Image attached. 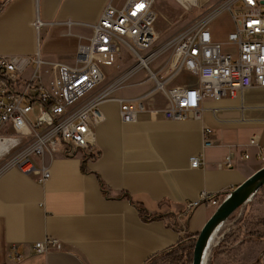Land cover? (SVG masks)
Segmentation results:
<instances>
[{
  "label": "crops",
  "instance_id": "0c3cea01",
  "mask_svg": "<svg viewBox=\"0 0 264 264\" xmlns=\"http://www.w3.org/2000/svg\"><path fill=\"white\" fill-rule=\"evenodd\" d=\"M38 1L47 3L2 2L0 54L39 53L43 61L75 63L79 43L92 36L104 8L91 24L58 20L61 11L44 20L37 12ZM74 2L83 4L65 0L64 5ZM58 25L65 30L58 33ZM8 27L21 28L16 31L23 36L20 45H13ZM86 27L87 33L82 30ZM100 107L104 119L93 127L96 144L74 157L61 150L47 155L51 177L45 182L17 167H0V264H145L181 237L202 229L214 207L202 202L190 210L191 201L202 192L225 197L264 166L262 87L237 97L207 98L201 117L187 120L126 124L117 98L104 100ZM207 139L214 144L206 146ZM195 154L205 158V166H191ZM228 156L233 166L217 168ZM256 198L247 208L249 220L256 215ZM141 206L152 218L141 213ZM244 209L222 227L217 245L237 227ZM47 239L60 240L62 247L36 251L35 243ZM263 241L251 236L244 264L258 261L263 248L250 256Z\"/></svg>",
  "mask_w": 264,
  "mask_h": 264
},
{
  "label": "built area",
  "instance_id": "2783aa9c",
  "mask_svg": "<svg viewBox=\"0 0 264 264\" xmlns=\"http://www.w3.org/2000/svg\"><path fill=\"white\" fill-rule=\"evenodd\" d=\"M175 1L188 8L197 6L200 0ZM219 2L214 13L193 19L160 47L156 46L154 32L155 0H120L119 4L111 0L94 25L92 36L86 43H79L73 64L43 61L39 53L0 54V159L7 161L5 166L17 167L45 182L51 177L45 164L47 155L63 149L69 157L96 144L93 127L104 119L100 104L110 99L108 95L117 87L111 84L99 89L105 79L101 63L118 51L120 43L137 60L133 70L145 68L150 78L158 80L168 102L166 107L157 108L148 107L145 99L117 98L126 124L199 118L207 98L237 97L254 87L264 88V0ZM224 9L230 10L235 23L228 37L236 46L235 53L223 50L209 26ZM36 27L40 30L38 20ZM169 48L172 52L166 66L161 65L158 73L152 71V62ZM49 67L52 72H47ZM183 70L197 76L199 84L168 90V82ZM47 74L50 75L46 77ZM169 74L172 77L165 83L157 78ZM252 143H256L255 139ZM213 144L211 139L205 141L206 146ZM26 152L40 159H23ZM190 163L193 168L206 165L199 154L192 156ZM232 166L229 156L217 164L219 169ZM202 202L217 207L221 200L215 194L202 192L188 208ZM51 246L62 247L58 239L35 243L38 252L48 251Z\"/></svg>",
  "mask_w": 264,
  "mask_h": 264
},
{
  "label": "rangeland",
  "instance_id": "374dc122",
  "mask_svg": "<svg viewBox=\"0 0 264 264\" xmlns=\"http://www.w3.org/2000/svg\"><path fill=\"white\" fill-rule=\"evenodd\" d=\"M3 1L4 0H0V8ZM219 1L220 0H200L197 6H189L188 8H185L184 6L178 4L175 0H155L156 21L154 24V32L158 38L156 46H162L168 39L173 37L184 27H186L193 19H203L206 16L214 13L221 4V2ZM82 2L83 4L74 2L70 5H64L65 0H47V3L40 5L38 1L37 12L44 20H52L51 17L56 15V12L61 11L58 20L72 18L75 21L91 24L95 22L96 15H98L100 11L109 3L108 0H86L85 4L84 0H81V3ZM58 26V33H61L65 30L63 28L65 26ZM209 26L214 35V38L222 44L223 50L226 52L228 51L235 53L236 46L234 44H231L228 40L229 34L235 29V23L233 21L230 10H222L219 14H217V16L213 19ZM18 29L21 28L8 27V35L14 46H18L22 43L20 38L23 36L16 34V31ZM82 30L87 33L89 28L86 27V29ZM37 39L39 40L38 37ZM171 52V48H169L158 59L153 61L151 64V70H154L156 71V73H158L157 70L161 65L166 66L167 62L171 58ZM73 61L69 63H72ZM136 64L137 60L130 49L120 43L118 51L115 54L109 56L103 63H101V67L105 72V79L99 85V89L103 90L113 84L117 87L108 95L109 98L137 97L138 99H145L148 107L161 106L165 104L167 106V96L162 91L158 80L155 78H150L145 68H138L136 70H133ZM47 72H52V68L49 67L47 69ZM171 77L172 74H169L163 78L158 76L157 78L161 80L162 83H165L169 81ZM198 84L199 78L197 76L186 70H183L175 78L171 79L168 82L167 89L170 90L173 88L185 86L194 87ZM61 150L64 152L63 149ZM80 150L85 151V149ZM80 150L77 152V154L70 155L69 157L77 156ZM27 156H31L32 158L37 160L40 159V156H36L34 153L29 152H26L24 154L23 159H25ZM46 158H48V156H46ZM4 160L5 159H0V167L6 165L7 161ZM255 206L256 209L254 211L253 209ZM215 208L216 207L212 208V210H214ZM252 210L256 212V215L254 217H250V220H257L260 217L264 218V194H261L260 196H258V198H256V203L252 207ZM238 212H236L235 214H237ZM235 214L233 216H235ZM233 216L226 223L223 229L228 227L230 221L234 218ZM260 228L262 229L260 230V232L264 233V227ZM215 241L217 245V238ZM261 249L262 251H264V241L260 246L257 247L256 253L252 254V256L250 257H255L256 254L261 251ZM242 255L243 253L239 257L241 264L245 263L246 259V257L244 258L242 257ZM169 260H171V258H165L160 260L157 264H176L174 262H170ZM222 263V258L216 259L214 262V264ZM228 264L233 263L228 262Z\"/></svg>",
  "mask_w": 264,
  "mask_h": 264
},
{
  "label": "trees",
  "instance_id": "16d2710c",
  "mask_svg": "<svg viewBox=\"0 0 264 264\" xmlns=\"http://www.w3.org/2000/svg\"><path fill=\"white\" fill-rule=\"evenodd\" d=\"M90 157L93 158L96 157V155L91 154ZM263 193L264 187L261 188L256 197ZM223 198L224 196L221 197L220 200L222 201ZM251 203L252 202L244 206L245 212L243 213V215H241L237 223V227L235 224L236 228L234 227L235 229L233 228L228 233H226L223 240L213 248L209 264H214L216 259L221 258L223 261L222 264H228V262L233 264H241L239 257L244 252L245 246L251 241V236H258L259 238L264 237V233H261L259 231L260 227H264V218L253 221H250L247 218V208H249ZM141 207V213L147 215L148 218H152L148 216L147 211L144 210L143 207ZM197 234L198 233L186 234L185 236L181 237V239L176 244L153 255L149 260H147L145 264H157L160 260L165 258H171V260L169 261L176 264H192L193 250ZM254 264H264V251H262L260 258Z\"/></svg>",
  "mask_w": 264,
  "mask_h": 264
},
{
  "label": "water",
  "instance_id": "95a60500",
  "mask_svg": "<svg viewBox=\"0 0 264 264\" xmlns=\"http://www.w3.org/2000/svg\"><path fill=\"white\" fill-rule=\"evenodd\" d=\"M263 187L264 166L224 197L196 235L192 264H209L222 227L239 209L251 202Z\"/></svg>",
  "mask_w": 264,
  "mask_h": 264
},
{
  "label": "bare ground",
  "instance_id": "6f19581e",
  "mask_svg": "<svg viewBox=\"0 0 264 264\" xmlns=\"http://www.w3.org/2000/svg\"><path fill=\"white\" fill-rule=\"evenodd\" d=\"M148 65V64H147ZM151 67V66H150ZM153 75H155V73L153 72ZM214 242V241H213ZM213 244V243H212Z\"/></svg>",
  "mask_w": 264,
  "mask_h": 264
},
{
  "label": "snow or ice",
  "instance_id": "6c2138e0",
  "mask_svg": "<svg viewBox=\"0 0 264 264\" xmlns=\"http://www.w3.org/2000/svg\"><path fill=\"white\" fill-rule=\"evenodd\" d=\"M139 7H143V5H140Z\"/></svg>",
  "mask_w": 264,
  "mask_h": 264
}]
</instances>
